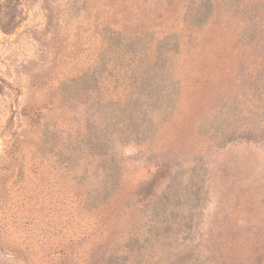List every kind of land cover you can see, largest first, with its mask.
Here are the masks:
<instances>
[{"label":"rangeland","instance_id":"obj_1","mask_svg":"<svg viewBox=\"0 0 264 264\" xmlns=\"http://www.w3.org/2000/svg\"><path fill=\"white\" fill-rule=\"evenodd\" d=\"M0 264H264V0H0Z\"/></svg>","mask_w":264,"mask_h":264}]
</instances>
